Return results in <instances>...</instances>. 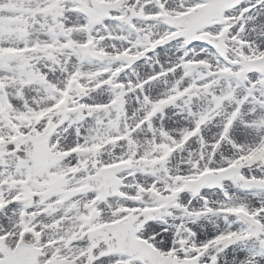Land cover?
<instances>
[{"label": "snow or ice", "instance_id": "6c2138e0", "mask_svg": "<svg viewBox=\"0 0 264 264\" xmlns=\"http://www.w3.org/2000/svg\"><path fill=\"white\" fill-rule=\"evenodd\" d=\"M0 264H264V0H0Z\"/></svg>", "mask_w": 264, "mask_h": 264}]
</instances>
